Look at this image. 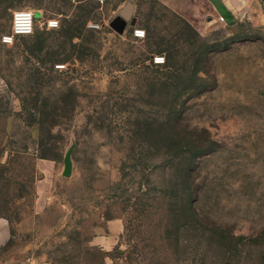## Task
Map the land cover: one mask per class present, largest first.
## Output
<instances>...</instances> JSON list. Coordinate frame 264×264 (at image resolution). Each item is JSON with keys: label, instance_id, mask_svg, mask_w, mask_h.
<instances>
[{"label": "rangeland", "instance_id": "obj_1", "mask_svg": "<svg viewBox=\"0 0 264 264\" xmlns=\"http://www.w3.org/2000/svg\"><path fill=\"white\" fill-rule=\"evenodd\" d=\"M243 7L0 0V264H264V0ZM18 10L36 31L5 44Z\"/></svg>", "mask_w": 264, "mask_h": 264}, {"label": "crops", "instance_id": "obj_2", "mask_svg": "<svg viewBox=\"0 0 264 264\" xmlns=\"http://www.w3.org/2000/svg\"><path fill=\"white\" fill-rule=\"evenodd\" d=\"M197 27L204 21L231 22L247 13L244 3L247 0H159ZM4 223H0L3 228Z\"/></svg>", "mask_w": 264, "mask_h": 264}, {"label": "built area", "instance_id": "obj_3", "mask_svg": "<svg viewBox=\"0 0 264 264\" xmlns=\"http://www.w3.org/2000/svg\"><path fill=\"white\" fill-rule=\"evenodd\" d=\"M103 2V0H100ZM36 12L31 10H18L13 14L11 31L4 35L2 40L5 44H13L17 37L29 36L36 31ZM100 25H92V27H99ZM59 27V21L57 19H49L45 23V28L55 29ZM133 36L137 39H144L146 37V31L140 27H133ZM154 64H165L166 59L164 56H154Z\"/></svg>", "mask_w": 264, "mask_h": 264}, {"label": "water", "instance_id": "obj_4", "mask_svg": "<svg viewBox=\"0 0 264 264\" xmlns=\"http://www.w3.org/2000/svg\"><path fill=\"white\" fill-rule=\"evenodd\" d=\"M133 6L131 4L127 5L120 11L118 15H116L110 22V26L117 31L119 34H124L126 28L128 27L127 21L131 19ZM37 16V13H36ZM136 25V19L131 21V26ZM75 148V144L73 143L66 152L64 158V170L63 176L71 177L73 174V159L72 154Z\"/></svg>", "mask_w": 264, "mask_h": 264}, {"label": "trees", "instance_id": "obj_5", "mask_svg": "<svg viewBox=\"0 0 264 264\" xmlns=\"http://www.w3.org/2000/svg\"><path fill=\"white\" fill-rule=\"evenodd\" d=\"M75 37H77V35H72V38H75ZM156 66H158V65H156ZM42 133H43V128H42ZM162 133L164 134L163 136H165L169 140H172V139H174V137H177L180 140L179 144L183 142V137H181L182 135H180L179 133L174 132L173 129L171 127H169V126ZM198 145H199V143H198ZM200 150H202V148L201 147H197V152H199ZM197 156H198V158H200L202 155H197ZM184 179H186V178L183 177L182 180H184ZM184 182H188V179L184 180Z\"/></svg>", "mask_w": 264, "mask_h": 264}, {"label": "flooded vegetation", "instance_id": "obj_6", "mask_svg": "<svg viewBox=\"0 0 264 264\" xmlns=\"http://www.w3.org/2000/svg\"><path fill=\"white\" fill-rule=\"evenodd\" d=\"M129 21H130V20L127 21V24H129Z\"/></svg>", "mask_w": 264, "mask_h": 264}]
</instances>
